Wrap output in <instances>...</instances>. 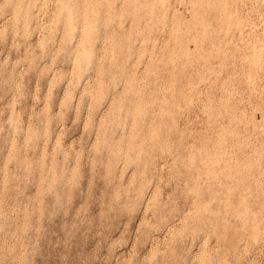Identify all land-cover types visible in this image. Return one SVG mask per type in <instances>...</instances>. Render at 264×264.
Segmentation results:
<instances>
[{
  "label": "rangeland",
  "instance_id": "1",
  "mask_svg": "<svg viewBox=\"0 0 264 264\" xmlns=\"http://www.w3.org/2000/svg\"><path fill=\"white\" fill-rule=\"evenodd\" d=\"M263 62L264 0H0V264H264Z\"/></svg>",
  "mask_w": 264,
  "mask_h": 264
},
{
  "label": "bare ground",
  "instance_id": "2",
  "mask_svg": "<svg viewBox=\"0 0 264 264\" xmlns=\"http://www.w3.org/2000/svg\"><path fill=\"white\" fill-rule=\"evenodd\" d=\"M263 2V1H262ZM257 6V5H256ZM264 63V62H263Z\"/></svg>",
  "mask_w": 264,
  "mask_h": 264
}]
</instances>
